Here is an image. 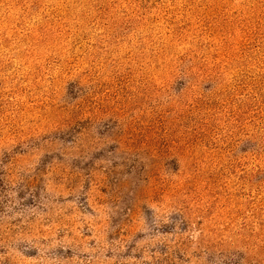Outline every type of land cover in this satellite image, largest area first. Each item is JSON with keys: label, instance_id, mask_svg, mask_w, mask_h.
Masks as SVG:
<instances>
[{"label": "rangeland", "instance_id": "obj_1", "mask_svg": "<svg viewBox=\"0 0 264 264\" xmlns=\"http://www.w3.org/2000/svg\"><path fill=\"white\" fill-rule=\"evenodd\" d=\"M0 264H264V0H0Z\"/></svg>", "mask_w": 264, "mask_h": 264}]
</instances>
